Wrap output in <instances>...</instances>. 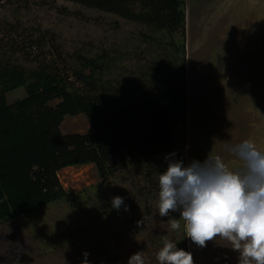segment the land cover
I'll return each mask as SVG.
<instances>
[{
	"label": "rangeland",
	"instance_id": "1",
	"mask_svg": "<svg viewBox=\"0 0 264 264\" xmlns=\"http://www.w3.org/2000/svg\"><path fill=\"white\" fill-rule=\"evenodd\" d=\"M106 4L3 0L0 30L40 39L36 55L57 49L68 63L74 53H106L112 60L107 77L127 88L151 65L178 62L186 77V124L168 125L175 148L148 161L128 159L127 167L107 180L93 165L61 170L58 180L69 197L0 226V264H82L84 253L88 264H128L137 252H143L144 264H159L165 236L191 252L194 264H240V253L227 240L216 237L200 248L186 237L183 221L172 230L167 222L179 219V211L159 216L156 172L166 171L165 157L172 153L185 165L220 156L229 167H239L228 143L250 139L264 149V0H185L183 27L174 34L125 21L107 12ZM22 52L16 63L33 67ZM24 95V88L17 89L6 102ZM59 129L63 135L92 133L82 115L64 118ZM114 197L123 198L119 210Z\"/></svg>",
	"mask_w": 264,
	"mask_h": 264
},
{
	"label": "trees",
	"instance_id": "2",
	"mask_svg": "<svg viewBox=\"0 0 264 264\" xmlns=\"http://www.w3.org/2000/svg\"><path fill=\"white\" fill-rule=\"evenodd\" d=\"M106 2L107 12L157 32L174 34L183 27L185 0ZM18 32L0 30V226L68 198L58 180L61 170L93 165L107 180L128 159L148 161L176 147L168 125L187 121L181 64L151 65L127 88L107 77L112 60L106 53H74L68 63L57 49L42 47L36 55L42 41ZM18 52L35 65L17 64ZM22 88L24 97L8 104L6 95ZM54 101L58 104L50 106ZM78 115L89 121L92 133L61 134L64 118ZM143 168L152 172L148 164Z\"/></svg>",
	"mask_w": 264,
	"mask_h": 264
},
{
	"label": "clouds",
	"instance_id": "3",
	"mask_svg": "<svg viewBox=\"0 0 264 264\" xmlns=\"http://www.w3.org/2000/svg\"><path fill=\"white\" fill-rule=\"evenodd\" d=\"M227 150L239 167H229L220 156L188 165L175 153L166 156L167 169L158 174L159 216L179 211L180 218L170 217L167 223L179 230L183 221L186 237L200 248L220 237L240 253V264H264V149L245 139L228 143ZM122 204V197L113 198V208ZM163 240L159 264H194L191 252L177 249L167 236ZM83 255L82 264H88L89 254ZM128 264H144L143 252L132 255Z\"/></svg>",
	"mask_w": 264,
	"mask_h": 264
}]
</instances>
